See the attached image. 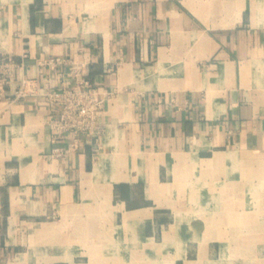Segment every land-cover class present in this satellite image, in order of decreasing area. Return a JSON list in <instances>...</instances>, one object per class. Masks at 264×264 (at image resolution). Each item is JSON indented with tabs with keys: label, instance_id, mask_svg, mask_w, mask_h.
<instances>
[{
	"label": "crops",
	"instance_id": "crops-1",
	"mask_svg": "<svg viewBox=\"0 0 264 264\" xmlns=\"http://www.w3.org/2000/svg\"><path fill=\"white\" fill-rule=\"evenodd\" d=\"M6 54L105 101L0 98V264H264V0H0Z\"/></svg>",
	"mask_w": 264,
	"mask_h": 264
},
{
	"label": "built area",
	"instance_id": "built-area-1",
	"mask_svg": "<svg viewBox=\"0 0 264 264\" xmlns=\"http://www.w3.org/2000/svg\"><path fill=\"white\" fill-rule=\"evenodd\" d=\"M61 61L59 57L43 60L48 65ZM16 65L12 56H0V98L17 100L40 96L48 108L45 123L52 132V138L68 137V149L77 148L83 140L89 143L97 140L103 131L99 114L105 96L96 87L80 76L67 86L55 88L49 82L41 83L27 76H16Z\"/></svg>",
	"mask_w": 264,
	"mask_h": 264
}]
</instances>
